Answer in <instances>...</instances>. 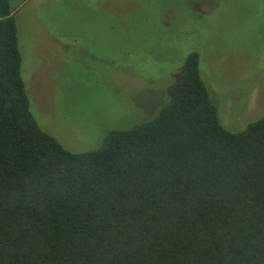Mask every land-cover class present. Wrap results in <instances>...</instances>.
<instances>
[{"label": "trees", "instance_id": "obj_1", "mask_svg": "<svg viewBox=\"0 0 264 264\" xmlns=\"http://www.w3.org/2000/svg\"><path fill=\"white\" fill-rule=\"evenodd\" d=\"M0 0V264H264V115L221 121L189 52L152 117L71 151L43 130Z\"/></svg>", "mask_w": 264, "mask_h": 264}, {"label": "rangeland", "instance_id": "obj_2", "mask_svg": "<svg viewBox=\"0 0 264 264\" xmlns=\"http://www.w3.org/2000/svg\"><path fill=\"white\" fill-rule=\"evenodd\" d=\"M21 76L40 127L71 151L99 146L165 103L185 56L222 123L264 115V0H10Z\"/></svg>", "mask_w": 264, "mask_h": 264}]
</instances>
